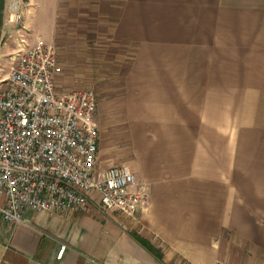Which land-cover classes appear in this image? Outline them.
<instances>
[{"label": "crops", "instance_id": "crops-1", "mask_svg": "<svg viewBox=\"0 0 264 264\" xmlns=\"http://www.w3.org/2000/svg\"><path fill=\"white\" fill-rule=\"evenodd\" d=\"M104 13L133 53L118 101L96 100L110 127L96 167L127 166L146 202L127 216L95 192L83 210H28L0 222V264H264V0H110Z\"/></svg>", "mask_w": 264, "mask_h": 264}, {"label": "built area", "instance_id": "built-area-1", "mask_svg": "<svg viewBox=\"0 0 264 264\" xmlns=\"http://www.w3.org/2000/svg\"><path fill=\"white\" fill-rule=\"evenodd\" d=\"M18 7L9 0L6 24L19 22ZM10 59L9 70L0 74L1 224L16 228L28 210H83L95 192L103 208L131 216L147 193L125 165L97 171L93 93L57 91L58 54L41 38Z\"/></svg>", "mask_w": 264, "mask_h": 264}, {"label": "rangeland", "instance_id": "rangeland-1", "mask_svg": "<svg viewBox=\"0 0 264 264\" xmlns=\"http://www.w3.org/2000/svg\"><path fill=\"white\" fill-rule=\"evenodd\" d=\"M17 1L21 19L6 24L9 0H0L1 75L9 70L10 54L41 38L58 54L62 68L56 81L58 92L90 91L100 106L118 101L133 50L108 39L104 9L110 0ZM97 121L100 134L109 130L103 118Z\"/></svg>", "mask_w": 264, "mask_h": 264}, {"label": "trees", "instance_id": "trees-1", "mask_svg": "<svg viewBox=\"0 0 264 264\" xmlns=\"http://www.w3.org/2000/svg\"><path fill=\"white\" fill-rule=\"evenodd\" d=\"M158 257H160V256L158 255Z\"/></svg>", "mask_w": 264, "mask_h": 264}]
</instances>
